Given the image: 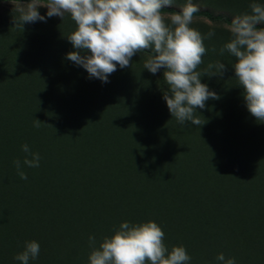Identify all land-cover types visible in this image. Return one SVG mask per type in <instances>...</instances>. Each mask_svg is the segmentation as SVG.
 <instances>
[{"label":"rangeland","instance_id":"1","mask_svg":"<svg viewBox=\"0 0 264 264\" xmlns=\"http://www.w3.org/2000/svg\"><path fill=\"white\" fill-rule=\"evenodd\" d=\"M192 2L199 9L225 13L232 19L249 13L252 2L264 5V0ZM21 3L27 2H0V176L4 180L0 264H19L14 257L28 241L40 245L38 258L29 264H88L92 248L86 229L91 223L104 229L98 204L109 195L119 198L123 189H127L119 199L127 210L123 216L134 205L140 206L142 213L132 223H157L169 250L183 246L190 264H204L200 258L204 251L220 264L217 255L227 258L235 248L243 252V256H233L236 263L264 264V150L260 149L264 138H256L258 149L246 141L250 164L237 172L234 184L220 185L221 172L216 168L208 170L206 176L212 174L208 178L201 176H214L205 183L212 201L204 199L195 176L177 167L179 150L191 156L190 151L210 140L226 147L223 154L228 147L232 150L243 143L249 122L264 129V123L247 111L243 89L234 78L235 58L227 51L220 54L231 39L228 27L202 18L193 20L191 27L205 37L210 31L215 33L204 40L207 52L198 70L203 72L216 61L227 70L222 77L201 78L219 97L208 100L204 109H196L194 115L204 124L182 125L171 117L163 99L168 91L163 69L153 75L143 67L150 52L133 56L130 68L117 66L109 82L102 83L66 59L67 53L75 51L67 36L76 25L68 15L21 27ZM185 3L174 0L172 7L180 9ZM38 11L45 16L47 9L39 7ZM35 120L41 122L39 127L34 126ZM24 144L41 157L38 168L23 169L27 180L18 177L13 165L14 160L23 159ZM233 159L234 164L239 162ZM227 175L231 176L230 171ZM227 190L231 193L225 202ZM213 207L219 214L206 212ZM205 237L214 239L203 244Z\"/></svg>","mask_w":264,"mask_h":264},{"label":"clouds","instance_id":"2","mask_svg":"<svg viewBox=\"0 0 264 264\" xmlns=\"http://www.w3.org/2000/svg\"><path fill=\"white\" fill-rule=\"evenodd\" d=\"M18 9L19 23L45 21L46 17L68 15L76 25L67 40L75 51L66 59L82 67L89 78L108 83V77L120 69L130 68L133 56L150 52L143 67L155 75L163 69L162 77L168 87L163 99L175 120L184 124L203 125L194 114L204 109L208 100L219 97L201 83L202 76L222 77L227 70L219 61L210 62L203 69L207 37L191 27L199 8L192 0L178 12L165 15L164 8L172 7L174 0H47L36 3L29 0ZM47 9L41 16L38 8ZM250 12L234 17L228 25L231 39L220 49L235 58L232 65L234 78L243 89V99L248 113L264 123V5L252 2ZM215 51V49H213ZM40 121L35 120V127ZM25 154L13 165L21 180H27L24 168H38L40 155L21 145ZM165 233L155 222H123L110 237H104L96 246L95 237H89L92 248L88 264H190L191 257L183 246L169 248L164 243ZM40 254L36 241L25 243L23 251L14 257L19 264H29ZM220 264H236L233 257L219 253Z\"/></svg>","mask_w":264,"mask_h":264},{"label":"trees","instance_id":"3","mask_svg":"<svg viewBox=\"0 0 264 264\" xmlns=\"http://www.w3.org/2000/svg\"><path fill=\"white\" fill-rule=\"evenodd\" d=\"M6 1H12V2H29V0H0V2H6ZM38 2H42V3H46L47 0H35ZM164 13L165 15H167L168 13L171 12H178L180 9L175 8V7H165L164 9ZM194 18H202L205 19L211 23H219L225 26L230 25L232 18L230 16H228L225 13H214L211 12L210 10L207 9H200L198 13L195 14ZM250 128L249 131L247 132L243 143H241V145H238L231 150L230 147L227 148V152L222 153L223 149L226 148L222 145L217 146L216 144L209 142L210 140H205L201 143L200 147L190 151V155L188 156L187 154L181 152L179 149V151H177V154L179 156H181L180 159V163L177 164V167H179L178 169H183L185 170L190 176H195V180L194 183H198L199 188L203 195H204V199L206 201H212V196L213 194L210 192V190H207V186H206V182L213 179L214 176H212L210 179H207L209 176H211L212 174L209 173L210 175H207V172L210 168H216L219 169L221 174H219V176H221L220 178L218 177V183L220 185L223 184V182L225 181H229L231 182V184L233 182H235L236 178L235 175L237 174V172L241 173L245 171V168L249 166V158L246 157L245 155L247 154L245 148H246V141H251V145L254 146L256 149L259 148V146H255L257 144L256 142V138L258 140H260V136H262L264 138V129H260L258 127V125H255L254 121L249 122ZM8 128H6L5 132H7ZM10 132H13L10 130ZM14 133V132H13ZM7 133H4L5 138H8V135H6ZM10 134V133H9ZM253 134H258V135H253ZM259 137V138H258ZM257 140V141H258ZM259 143V142H258ZM262 146H260V149L264 150V139H262L261 141ZM139 144V143H138ZM188 148V147H187ZM186 148V150H187ZM191 150V149H190ZM234 152V154H233ZM196 157V161H194L193 157ZM237 158V160L239 161L237 164H234V159L233 158ZM260 159H258L257 162H259ZM230 171L231 176H228L227 173ZM247 171V170H246ZM204 174V175H203ZM201 176H205L207 178H203ZM223 176V177H222ZM200 177V178H197ZM226 179H225V178ZM247 178V176L245 177ZM250 178V177H249ZM202 180V181H201ZM234 184V183H233ZM4 185V180L2 179V177L0 176V190L2 188V186ZM78 187V185L76 186ZM121 188H123V185L119 186ZM122 195H120V197L118 198V194L117 195H109L107 197V200L104 203H99L97 209L99 210V212H102V220H101V224L103 225L102 227L104 229H100L101 227H99V225L96 224H89L88 228L86 229V234L88 235V237H95L96 240V246L98 247L99 243L102 242L104 237H110L111 235H113L114 231L119 227V225L123 222H125V220H127V222H135L137 221V219L140 216V213H142V209L140 206H135L134 205V209H132L131 213H129V215H127L126 217L123 216V212H127V210L122 207V205L120 204L119 199L123 198L124 196H126L127 194V189H123V191H121ZM230 190L226 191V201H229L230 199ZM85 198V196H83ZM172 204V203H170ZM216 208L213 207L210 210L206 211V212H210L211 214H219V211L217 212L215 210ZM149 212V211H147ZM209 213V214H210ZM121 216H123V219L125 220H121ZM114 222L112 221V219H114ZM74 222V221H73ZM112 222V223H111ZM169 225L168 228H170V230H173V227L170 225L171 223L168 222ZM75 226L79 227L78 224H74ZM173 225V224H172ZM169 230V232L171 233V231ZM100 231V232H99ZM107 232V233H104ZM214 239V238H208L205 237L203 238V241L201 243L203 244H209L210 240ZM216 240L220 239V236H216L215 237ZM169 243H174V241L170 238L167 239ZM209 251H204L201 252L200 258H204L203 262L204 264H215V261H213V259L211 260V258L207 257V255L209 254ZM227 255H229V257H236V256H243V252L240 249H233L230 253H228ZM246 258V257H245ZM236 264H243L242 262L236 263Z\"/></svg>","mask_w":264,"mask_h":264}]
</instances>
